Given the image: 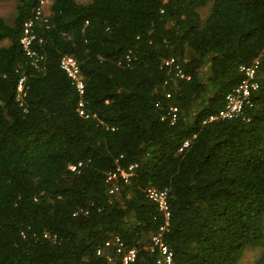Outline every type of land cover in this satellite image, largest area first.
Wrapping results in <instances>:
<instances>
[{
    "label": "trees",
    "instance_id": "trees-1",
    "mask_svg": "<svg viewBox=\"0 0 264 264\" xmlns=\"http://www.w3.org/2000/svg\"><path fill=\"white\" fill-rule=\"evenodd\" d=\"M13 1V21L0 17V264H121L116 238L133 264H156L166 219L149 189L167 191L174 264H242L250 249L264 264V0H50L44 14ZM256 60L241 114L212 120Z\"/></svg>",
    "mask_w": 264,
    "mask_h": 264
},
{
    "label": "built area",
    "instance_id": "built-area-1",
    "mask_svg": "<svg viewBox=\"0 0 264 264\" xmlns=\"http://www.w3.org/2000/svg\"><path fill=\"white\" fill-rule=\"evenodd\" d=\"M46 2L41 0V9L39 10L38 14L46 13L44 11V6ZM31 27L32 22H27L24 28V36L21 40L24 48L27 50L32 40L31 36ZM30 54V52H28ZM259 61L256 60L252 65L249 66H242L240 69L244 73L245 78L242 83L234 89L231 93L228 94L226 98V107L221 110L217 116L212 117L211 119H231L233 117L238 116L241 114L242 109L246 103L249 102L250 92L252 90L257 89V82H256V73ZM61 68L65 71V73L72 79L74 84L76 85L80 94L84 93L85 84L81 74L80 67L76 61V59L72 56H64L61 60ZM183 76V75H181ZM23 89V79L19 83V90ZM83 104H81L82 106ZM172 120L173 122L176 120V113L177 109L172 108ZM81 113H83L81 111ZM189 146V141H186L183 144V147L180 148L182 151L184 148ZM81 166V163L78 165L70 166L72 171L77 170V168ZM136 165H131L128 169H120L118 168L115 172L109 173L107 176V181L109 183L113 182L115 179L120 176L124 181H128L129 177L133 174ZM118 191V186L114 185L110 188V193L113 194ZM148 197L158 205L159 210L164 214L166 219V223L164 226L160 228L158 234L152 237L151 243V250L157 249L159 252V257L156 261V264H174L173 261V252L168 245H166L162 240V232L165 230L167 225L169 224V217L170 211L167 201V191H160L157 189H149L148 190ZM116 242L118 245L117 251L122 254L121 264H133L137 258V250L136 249H126L124 244L120 241L119 238H116ZM111 241H107L105 243V247H110ZM98 255L103 254V249H98ZM110 260V258H109Z\"/></svg>",
    "mask_w": 264,
    "mask_h": 264
},
{
    "label": "rangeland",
    "instance_id": "rangeland-1",
    "mask_svg": "<svg viewBox=\"0 0 264 264\" xmlns=\"http://www.w3.org/2000/svg\"><path fill=\"white\" fill-rule=\"evenodd\" d=\"M46 2L44 6V11L48 13L50 0H44ZM80 2L86 3L90 0H79ZM15 8L16 2L13 0H0V17L5 18L8 22H12L15 17ZM203 14H207V9L203 11ZM6 41H1L0 46L6 45ZM259 250L257 249H250L247 251L245 258L243 259L242 264H255L258 256Z\"/></svg>",
    "mask_w": 264,
    "mask_h": 264
}]
</instances>
